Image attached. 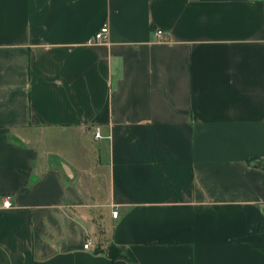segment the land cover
Instances as JSON below:
<instances>
[{
    "label": "crops",
    "instance_id": "crops-1",
    "mask_svg": "<svg viewBox=\"0 0 264 264\" xmlns=\"http://www.w3.org/2000/svg\"><path fill=\"white\" fill-rule=\"evenodd\" d=\"M0 264H264V0H0Z\"/></svg>",
    "mask_w": 264,
    "mask_h": 264
},
{
    "label": "built area",
    "instance_id": "built-area-1",
    "mask_svg": "<svg viewBox=\"0 0 264 264\" xmlns=\"http://www.w3.org/2000/svg\"><path fill=\"white\" fill-rule=\"evenodd\" d=\"M110 35V29L108 24H104L101 26V28L97 31V33L94 35V37L90 40V42L92 44H104L108 41ZM168 32H165L163 30H157L156 32V36L158 38V40L160 42H165L166 41V37L168 36ZM96 137L98 139H100L101 136V132L97 131L96 133ZM4 208H11L13 206L11 197H6L4 199V204H3ZM113 217L117 218L118 217V212H114L113 213ZM92 246V242L91 241H87V243L85 244V249H89V247Z\"/></svg>",
    "mask_w": 264,
    "mask_h": 264
},
{
    "label": "rangeland",
    "instance_id": "rangeland-1",
    "mask_svg": "<svg viewBox=\"0 0 264 264\" xmlns=\"http://www.w3.org/2000/svg\"><path fill=\"white\" fill-rule=\"evenodd\" d=\"M110 251H111V252H114V249H113V248H111V249H110Z\"/></svg>",
    "mask_w": 264,
    "mask_h": 264
},
{
    "label": "trees",
    "instance_id": "trees-1",
    "mask_svg": "<svg viewBox=\"0 0 264 264\" xmlns=\"http://www.w3.org/2000/svg\"><path fill=\"white\" fill-rule=\"evenodd\" d=\"M114 253L112 252V255H113Z\"/></svg>",
    "mask_w": 264,
    "mask_h": 264
}]
</instances>
